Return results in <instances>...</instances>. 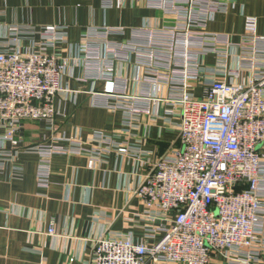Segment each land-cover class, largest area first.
Listing matches in <instances>:
<instances>
[{"label":"built area","instance_id":"obj_1","mask_svg":"<svg viewBox=\"0 0 264 264\" xmlns=\"http://www.w3.org/2000/svg\"><path fill=\"white\" fill-rule=\"evenodd\" d=\"M125 2L103 0V7L121 9ZM235 2L149 0L174 23L132 29L128 39L124 27L86 29L73 60L83 71L81 82L104 83L101 92L91 91V106L120 112L122 131L129 133L164 103L179 119L180 141L136 191L148 221L143 242L101 235L88 264H264V35L255 17L246 19L238 42L207 31V23ZM8 31L0 50V142L18 149L23 123L54 124L57 97L71 93L63 81L70 61L60 52L68 27L41 28L25 50L18 26ZM210 55L217 65L205 64ZM117 63L142 71L139 93L131 94L128 81L115 75ZM192 83L202 86L200 97ZM56 140L63 144L32 148L40 158L41 188L51 185L55 156L84 157L94 170L106 156L131 150L100 131L92 133L93 143Z\"/></svg>","mask_w":264,"mask_h":264},{"label":"crops","instance_id":"obj_2","mask_svg":"<svg viewBox=\"0 0 264 264\" xmlns=\"http://www.w3.org/2000/svg\"><path fill=\"white\" fill-rule=\"evenodd\" d=\"M148 2L126 0L121 9H105L103 0H0V50L8 45L11 26L21 30L22 50L39 40L41 28L68 27V43L60 52L70 61L63 81L71 91L57 97L54 124L24 122L17 137L18 149L0 142V264H88L101 235H130L136 243L143 242L148 221L136 191L152 165L180 146L179 119L167 114L166 105L160 103L154 115L141 118L129 133L123 132L120 112L91 106V91L101 92L104 83L81 82L83 71L73 58L88 27H124L128 39L132 29L174 23L173 16ZM248 17L258 19V31L264 35V0H236L227 13H219L207 23V31L230 34L238 42ZM205 64L217 65V60L210 55ZM115 70L118 79L128 81L131 94L140 92L142 71L138 67L117 63ZM190 89L197 97L202 95L200 83H192ZM96 131L112 135L131 150L126 155L106 156L94 170L84 157L55 156L51 185L46 189L38 186L40 158L33 147L63 144L56 139L72 137L93 143ZM51 227L55 230L52 235Z\"/></svg>","mask_w":264,"mask_h":264}]
</instances>
